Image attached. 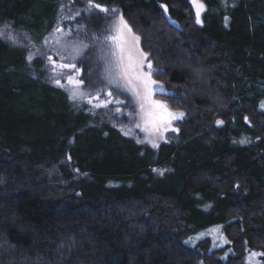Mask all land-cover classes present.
Wrapping results in <instances>:
<instances>
[{
	"label": "trees",
	"instance_id": "16d2710c",
	"mask_svg": "<svg viewBox=\"0 0 264 264\" xmlns=\"http://www.w3.org/2000/svg\"><path fill=\"white\" fill-rule=\"evenodd\" d=\"M199 1L202 24L191 0H93L107 12L89 0H0V27L34 43L64 16L92 37L109 14L123 16L162 98L184 113L158 147L137 145L0 39V264H245L246 250L264 254V0ZM85 55L81 90L94 92ZM214 224L228 245L184 243Z\"/></svg>",
	"mask_w": 264,
	"mask_h": 264
},
{
	"label": "rangeland",
	"instance_id": "374dc122",
	"mask_svg": "<svg viewBox=\"0 0 264 264\" xmlns=\"http://www.w3.org/2000/svg\"><path fill=\"white\" fill-rule=\"evenodd\" d=\"M197 2L203 3L199 0H197ZM191 3L196 16V7L193 3V0H191ZM203 5L204 8L200 13L201 23L198 24H202V14L205 11V4L203 3ZM85 8L89 10H94L92 7H90V5H87ZM76 9L77 11L74 12L75 14L83 12L80 11V8ZM115 10V14H118V10ZM113 15L114 14H109L108 16V21L111 26L109 25L105 27L103 33L99 34L98 37L103 38L105 35L114 34L113 32L108 31L110 28L113 27L115 22H118L117 17H113ZM70 16L72 18L73 15ZM66 20V16L60 18V20H58L59 26L54 29L51 33L45 34L39 43H34V39H32V37L27 31L13 29L12 27H8V25L0 27V30H3L4 33L3 37H0V39L12 45L21 46L22 48L26 49L29 61L37 59L41 62L40 73L43 74V76L41 77L39 74L38 76L42 79L46 77L44 79H47L51 85L65 91L69 97L72 85L68 83L67 77L71 75L75 79L81 80V78H79L80 72L82 70L81 65L84 66L81 59L87 52L85 55L86 59H83V61L85 62L87 60L88 62H90V67L87 69H89V77H91L92 82H90L89 79H87V81L88 84L91 85L94 80L93 86H95V91L85 92L87 95L83 99H71L76 104V109L85 111L93 116L96 115L95 117H97L100 121L108 120L107 118L113 120L111 122L112 126L117 129L121 135L132 138L137 145L153 148L152 145L147 142L148 138L146 137V133L142 131V128L135 127V124L141 121L139 115H135V113L138 112L139 109L138 107H136L131 95L127 92H123L119 89L113 88V86L107 84V82L104 80L103 64L99 60L98 45L93 41V37L84 35L83 32L87 31L83 30L81 27L75 25L74 23H67ZM57 29H60L61 31H57ZM57 38H59V43L57 42ZM79 44H87L88 48L83 49L82 54L79 57L73 59V56L75 54L73 53L71 46ZM29 57H31V59ZM49 57H51V60L48 59ZM53 62H55L56 65L61 63L75 64L76 69H79V74H77L76 69H60L58 67H54ZM144 71H148L146 67H144ZM57 79H60V85L56 83ZM98 84L101 85L97 86ZM109 91H111L113 94L111 98H109L107 95ZM101 92L106 95L105 98L102 97ZM97 96L99 97L98 100L96 99ZM109 99H112L113 101L119 99L123 101V103L116 104L113 102L109 103L107 107L95 106L97 103H101ZM88 100H91V103H89ZM259 108L261 110H264V99L260 102ZM117 109H119L120 111H117ZM106 110L107 112H105ZM130 113H132L133 115H130ZM180 123L181 122L171 123V132L177 133V125ZM92 124L97 123L92 122ZM158 137V135H154L150 137V139H152L155 143L158 144ZM137 140H141L144 142L137 143ZM246 142L248 143L250 142V140L246 139ZM67 160L70 162L68 157ZM167 170L168 169L163 170L160 173H167ZM73 172L77 173V169H73ZM211 206V202L209 201L201 202L199 204V208L203 211L209 210ZM205 239L209 240V249L211 250L224 247L229 243L224 234L222 233L220 224L209 225L205 228L196 231L194 234L189 236L184 241V243L188 246H194L196 243ZM252 253L258 254L256 257L253 258L254 264H264L263 255H260L263 253L258 250H246L245 264H249V257ZM230 254V249L225 250L224 253L219 256L220 261H225L227 256Z\"/></svg>",
	"mask_w": 264,
	"mask_h": 264
},
{
	"label": "snow or ice",
	"instance_id": "6c2138e0",
	"mask_svg": "<svg viewBox=\"0 0 264 264\" xmlns=\"http://www.w3.org/2000/svg\"><path fill=\"white\" fill-rule=\"evenodd\" d=\"M196 7L197 23H201L200 13L204 8L203 3H198L197 0H193ZM90 7L99 9L102 12L109 11L107 8H103L98 4H94L93 0H89ZM111 11L115 12V9ZM8 27H11L10 25ZM57 31H61L57 29ZM114 34L105 35L103 38L94 36L93 41L98 45L99 60L103 64V78L107 84L113 86L115 89H119L123 92H127L133 98L136 107L139 111L135 115H139L140 121L135 124V127L142 128V131L146 133L147 142L152 145L153 148L159 145L155 143L150 137L159 134L162 138L163 132L167 131L170 127L171 121L175 119H181L184 115L183 112H173L168 109V106L163 102L152 99L154 94V88L156 81L152 79L151 69L152 65L148 64V72L144 71V60L146 55L137 47L139 37L132 35V30L128 24L124 21L123 16H120L118 22H115L113 27L108 30ZM3 30H0V37H3ZM59 43V38H57ZM73 53V59L79 57L82 54L83 49L88 48L87 44H79L71 46ZM31 59V57H29ZM51 60V57L48 58ZM54 67L60 69H76L75 64L61 63L56 65L53 62ZM79 74V69H76ZM67 81L72 88L70 89V99H83L87 95L81 90L83 81L75 79L69 75ZM56 83L60 85V79L56 80ZM108 97H112V92L107 93ZM98 100L99 97L97 96ZM91 103V100H88ZM121 104L123 101L112 99L97 103L95 106L107 107L109 103ZM117 111H120L117 109ZM130 115H133L130 113ZM217 123H222L218 121ZM144 141L137 140V143H143ZM243 142V141H242ZM258 254L252 253L249 257V264H254L253 258ZM264 255V254H260Z\"/></svg>",
	"mask_w": 264,
	"mask_h": 264
},
{
	"label": "water",
	"instance_id": "95a60500",
	"mask_svg": "<svg viewBox=\"0 0 264 264\" xmlns=\"http://www.w3.org/2000/svg\"><path fill=\"white\" fill-rule=\"evenodd\" d=\"M137 47L141 50L139 44L137 45ZM146 58H147V56H146ZM148 64H151V63H148ZM151 65H152V64H151ZM152 79H153V78H152ZM153 80H154V79H153ZM154 81H156V80H154ZM162 88L164 89V87L161 86V84H160L159 82L156 81V86H155V88H154V94H153L152 99H154V100H156V101L163 102L164 104H166V105L168 106V104L166 103V101H164V100H160V99H155V98H154L155 94H157V93H156V90H159V89H162ZM164 90H165V89H164ZM166 95H169V94H166ZM168 109H169L170 111H173V112H178V111H174V110L170 109L169 106H168ZM182 118H183V117H182ZM182 118H181V120H182ZM175 120H178V119H175ZM172 121H174V120H172ZM169 130H171V128H170Z\"/></svg>",
	"mask_w": 264,
	"mask_h": 264
},
{
	"label": "flooded vegetation",
	"instance_id": "af4514ba",
	"mask_svg": "<svg viewBox=\"0 0 264 264\" xmlns=\"http://www.w3.org/2000/svg\"><path fill=\"white\" fill-rule=\"evenodd\" d=\"M144 67H146V69H147V62L144 60ZM148 70V69H147ZM156 93L157 94H155V98L156 99H162L161 97L163 96V94H164V91H163V89L161 90V89H159V90H156ZM170 128V127H169Z\"/></svg>",
	"mask_w": 264,
	"mask_h": 264
},
{
	"label": "bare ground",
	"instance_id": "6f19581e",
	"mask_svg": "<svg viewBox=\"0 0 264 264\" xmlns=\"http://www.w3.org/2000/svg\"><path fill=\"white\" fill-rule=\"evenodd\" d=\"M170 108V107H169ZM171 109V108H170ZM172 110H174V109H172ZM174 111H178V112H181V111H179V110H174ZM179 121H181V119H178V120H174V121H171V123H173V122H179ZM171 125V124H170Z\"/></svg>",
	"mask_w": 264,
	"mask_h": 264
}]
</instances>
